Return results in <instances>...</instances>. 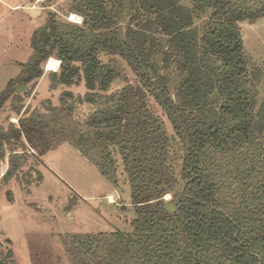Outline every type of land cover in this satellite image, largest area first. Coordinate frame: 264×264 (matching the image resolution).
<instances>
[{
    "label": "trees",
    "instance_id": "obj_1",
    "mask_svg": "<svg viewBox=\"0 0 264 264\" xmlns=\"http://www.w3.org/2000/svg\"><path fill=\"white\" fill-rule=\"evenodd\" d=\"M192 2L74 0L83 23L51 14L33 34V54L20 77L0 93L1 116L6 103L21 96L14 83L40 79L50 57L61 61L50 73L52 86L86 88L84 96L64 91L59 107L46 113L0 124V155L9 154L3 181L17 177L29 155L44 156L55 139L72 141L115 185L116 154L121 159L132 190V231L70 235L73 264H264V136L240 27L264 17V0ZM126 10L131 14L122 33ZM203 15L200 35L194 21ZM103 52L123 58L142 86L111 92L122 75ZM172 65L181 73L179 103L168 95L164 72ZM147 89L181 139L179 165ZM85 102L95 109L82 123L73 111ZM168 193L177 195L174 212L163 199ZM0 264H13L12 249Z\"/></svg>",
    "mask_w": 264,
    "mask_h": 264
},
{
    "label": "rangeland",
    "instance_id": "obj_2",
    "mask_svg": "<svg viewBox=\"0 0 264 264\" xmlns=\"http://www.w3.org/2000/svg\"><path fill=\"white\" fill-rule=\"evenodd\" d=\"M179 1L186 6L193 3L192 0ZM73 4L74 0H0V93L11 80L20 77L23 64L33 54V34L47 23L51 14L58 21L71 24L74 22L68 17L72 13L82 18L73 10ZM130 14L126 10L119 22L122 33ZM207 18L203 15L194 21L200 35L205 30ZM240 27L249 63L248 77L256 97L258 127L262 128L261 135L264 136V17L244 20ZM51 58L57 59L50 57L45 62L46 76L28 84L27 90L17 93V87L24 83H14L15 94L21 96L6 103L0 116L1 125L18 124L21 116L32 112L46 113L50 106L59 107L64 91L84 96V84L51 85L50 73L56 72L46 70ZM101 58L105 62H117L120 68L122 76L113 83L111 92L129 85L142 86L140 77L119 55L103 52ZM164 73L168 76V95L179 103L177 90L181 73L176 65L165 68ZM147 96L166 133L174 139L173 153L177 158L176 165H179L183 156L181 139L154 91L147 89ZM94 109L93 104L85 102L75 107L73 116L83 123ZM116 155L119 160L118 185L104 177L97 166L67 139H55L52 149L44 156L29 155L28 163L18 176L8 181H3L2 176L9 168V154L6 153L5 158L0 155V257L12 249L13 264H73L67 244L70 235L117 230L131 232L135 217L132 190L121 159ZM163 199L166 204L176 206L177 195L168 193Z\"/></svg>",
    "mask_w": 264,
    "mask_h": 264
},
{
    "label": "built area",
    "instance_id": "obj_3",
    "mask_svg": "<svg viewBox=\"0 0 264 264\" xmlns=\"http://www.w3.org/2000/svg\"><path fill=\"white\" fill-rule=\"evenodd\" d=\"M39 1H41V0H38V2ZM77 17H79V16H77L76 14H71L70 16H69V20L70 21H72V22H74V23H82V21H83V19L82 18H77ZM51 60H55L57 63L56 64H54L56 67L53 69V71H58L59 69H60V65H61V61L60 60H57V59H54V58H51L49 61H48V63H47V67H46V70H49L48 69V66H49V64H50V62H51ZM51 70V69H50ZM32 151L34 152V150L32 149Z\"/></svg>",
    "mask_w": 264,
    "mask_h": 264
},
{
    "label": "water",
    "instance_id": "obj_4",
    "mask_svg": "<svg viewBox=\"0 0 264 264\" xmlns=\"http://www.w3.org/2000/svg\"><path fill=\"white\" fill-rule=\"evenodd\" d=\"M29 88L28 84H23L21 86H18L16 89L17 93H21ZM167 210L174 212L176 210V206L173 203H167L166 204Z\"/></svg>",
    "mask_w": 264,
    "mask_h": 264
},
{
    "label": "bare ground",
    "instance_id": "obj_5",
    "mask_svg": "<svg viewBox=\"0 0 264 264\" xmlns=\"http://www.w3.org/2000/svg\"><path fill=\"white\" fill-rule=\"evenodd\" d=\"M57 62L55 60H51L49 66H48V69L50 70H53L56 66L54 64H56ZM112 199V198H111Z\"/></svg>",
    "mask_w": 264,
    "mask_h": 264
},
{
    "label": "flooded vegetation",
    "instance_id": "obj_6",
    "mask_svg": "<svg viewBox=\"0 0 264 264\" xmlns=\"http://www.w3.org/2000/svg\"><path fill=\"white\" fill-rule=\"evenodd\" d=\"M68 18H69V17H68ZM82 19H83V21H84V17H83V16H82ZM83 21H82V23H83ZM82 23H81V24H82ZM77 24H78V23H77Z\"/></svg>",
    "mask_w": 264,
    "mask_h": 264
},
{
    "label": "crops",
    "instance_id": "obj_7",
    "mask_svg": "<svg viewBox=\"0 0 264 264\" xmlns=\"http://www.w3.org/2000/svg\"><path fill=\"white\" fill-rule=\"evenodd\" d=\"M46 75H44V77H45Z\"/></svg>",
    "mask_w": 264,
    "mask_h": 264
}]
</instances>
